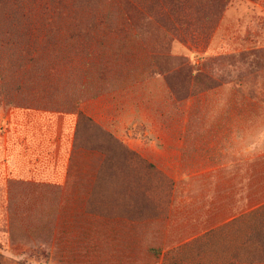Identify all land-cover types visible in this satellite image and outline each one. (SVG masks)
Wrapping results in <instances>:
<instances>
[{
  "label": "rangeland",
  "instance_id": "obj_1",
  "mask_svg": "<svg viewBox=\"0 0 264 264\" xmlns=\"http://www.w3.org/2000/svg\"><path fill=\"white\" fill-rule=\"evenodd\" d=\"M74 1L73 15L103 25L78 20L82 25L52 28L49 21L58 12L51 0H0V127L8 108L39 107L47 120L52 114L56 119L46 122L48 135L53 133L47 151L53 140L57 144L62 125V148L70 152L66 143L77 113L85 115L73 139L72 172L61 185L47 184L44 194L32 183L15 182L8 192L4 185L0 219L6 213L14 222L9 234L0 229V264H126L127 255L138 256L132 264H153L155 258L140 255L138 241L161 237L157 219L173 204L177 216L185 203L190 206L189 214L198 219L190 218L188 229L197 230H170L168 237L205 230L204 237H264V208L216 228L234 215L235 198L198 193L191 180L184 186L176 167L165 173L166 135L156 125L205 120V108L219 103L209 91L252 94L264 88V0ZM197 70L202 76L192 81ZM107 132L138 157L120 151ZM78 197V206L88 210L152 222L136 225L142 237H132L131 224L94 222L83 234L84 221L69 204ZM248 197L239 193V215L252 207ZM22 202L29 203L25 210L19 209ZM66 218L74 225L61 235ZM91 231L96 237H88ZM156 241L152 246L159 248ZM214 241L212 248L218 246Z\"/></svg>",
  "mask_w": 264,
  "mask_h": 264
},
{
  "label": "crops",
  "instance_id": "obj_2",
  "mask_svg": "<svg viewBox=\"0 0 264 264\" xmlns=\"http://www.w3.org/2000/svg\"><path fill=\"white\" fill-rule=\"evenodd\" d=\"M213 43L212 41L209 44L207 51L210 45H214ZM210 93L212 94L210 96L219 98V103L205 108L206 111L202 115L205 120L201 118L202 120L193 122H166L156 125L161 131L165 130L166 135L164 156L168 164L165 173L169 168L174 172L176 167L175 171L181 173L173 174L182 178L184 186L191 180L198 193L227 194L229 198H235V213L227 222L216 227L220 228L264 208V190L260 189L264 185V103L253 100L245 92L221 90L207 92L208 95ZM259 97H264V92L260 93ZM58 118V122H61V113ZM2 120L4 125L0 129L3 128L4 133L2 134L1 129L0 194L4 193L5 184V192H8L15 182L37 185L38 194L45 193V189L42 188L47 184L61 185L63 179L72 172L70 158L76 129L70 131L72 138L66 143V149L70 144V152L68 149L64 152L62 148L63 142L67 141L64 140L67 131L64 127L62 130V125L61 129H57V144L53 140V145L48 146L51 149L47 151V144L52 141L53 133L48 135L46 122L50 120L55 122V114L49 115L47 120L46 112L39 107H12L6 110ZM140 158L146 159L142 156ZM239 186H245L246 190H239ZM189 192L190 195L193 193L190 190ZM242 192L249 195L247 204L252 207L246 214L239 215L238 195ZM190 199L195 200L191 197ZM81 201L80 197L75 201L71 198L69 204L71 209H78L76 210L78 217L84 221L80 223L83 234L88 226L93 228L91 222L98 226L131 224L133 231L137 224L152 222L149 218L137 219L121 214L88 210L85 205L78 206L82 204ZM28 205L29 203L22 202L19 209L25 210ZM185 205V208H181L180 216L175 214L173 204L165 218L157 219L161 225L158 231L161 237L143 238L137 231L132 233V237H142L138 241L140 255L148 257L151 261L155 258L153 264H264V237H204L207 230L193 237H168L170 230L173 234H196L197 229H188L190 228L188 221L190 218L196 220L198 217L190 215L191 208L186 203ZM214 208L216 207H210L213 210ZM76 211H73V215ZM27 214H24L25 218ZM68 219L71 218H66L65 224L61 226L63 230L61 235L70 232L69 226L74 225L67 224ZM184 221L187 224L184 225ZM13 222L9 215L2 213L0 229H7L4 234H9ZM56 226H59V230L60 225ZM94 233L91 231L88 237H96ZM78 237H82V233ZM154 239L157 240L159 248L152 246ZM213 241L217 242L216 248L209 246ZM145 243L147 247L144 248ZM148 243L151 245L148 246ZM124 245L128 251V241ZM136 257L138 256L127 255L124 263L132 264L131 262L137 260Z\"/></svg>",
  "mask_w": 264,
  "mask_h": 264
},
{
  "label": "trees",
  "instance_id": "obj_3",
  "mask_svg": "<svg viewBox=\"0 0 264 264\" xmlns=\"http://www.w3.org/2000/svg\"><path fill=\"white\" fill-rule=\"evenodd\" d=\"M51 6L52 8L56 9V11L58 12V14H53V18L50 19L49 22H52L50 23L52 26V28L54 26H58V27H62V26H71L73 24L75 25H82V22L80 21H84L86 22L85 25H88V26H96L98 25L99 27L103 25V21L102 22H99L100 20H98V22H93L91 21V23H89V18L85 15H82V16H77V15H73L71 12H70V9L72 8V6H74L75 4V1L74 0H51ZM70 12V13H69ZM78 17L80 19H78ZM50 18V17H49ZM97 19H98V16H97ZM80 20V21H78ZM57 22V23H56ZM107 25H108V21L105 20V22ZM101 43V41H100ZM195 71V70H194ZM201 73V76H202V73L200 70H197L195 73H194V79H192V81H195L199 79L198 77V74ZM219 84V83H218ZM217 85V84H216ZM259 91L258 92H255L254 95L250 94V97L253 99V100H256V101H259L260 103H264V97H259L260 93L264 92V88H261V89H258ZM202 91V90H201ZM78 116H79V122L77 121V124H76V130H75V143L78 139V134L80 132V128H79V123H80V120L84 117L85 115L79 111L78 113ZM82 119V120H83ZM92 122V119H88ZM107 135L112 139V140H115V137L113 136L112 133H109L107 132ZM116 146L118 147V149L122 152H127L128 154L130 155H133L135 157H138L137 154H135L133 151H131L128 147H126L123 143H121L120 141H116ZM90 148V147H89ZM91 150H93L92 148H90Z\"/></svg>",
  "mask_w": 264,
  "mask_h": 264
}]
</instances>
